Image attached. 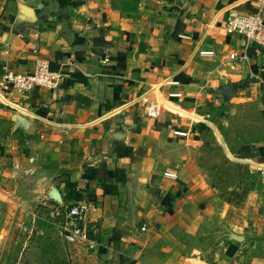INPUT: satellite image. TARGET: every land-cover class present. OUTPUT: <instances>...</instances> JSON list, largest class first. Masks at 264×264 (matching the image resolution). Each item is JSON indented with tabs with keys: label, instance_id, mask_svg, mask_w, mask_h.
Wrapping results in <instances>:
<instances>
[{
	"label": "crops",
	"instance_id": "obj_1",
	"mask_svg": "<svg viewBox=\"0 0 264 264\" xmlns=\"http://www.w3.org/2000/svg\"><path fill=\"white\" fill-rule=\"evenodd\" d=\"M231 9L256 11L257 0H0L5 217L53 204L55 188V204H89L87 243L111 264H264V213L249 218L264 199V132L248 150L247 187L222 195L206 166L223 103L245 91L264 127V52L227 34ZM242 51L248 59H230ZM41 61L58 87L2 90L9 71Z\"/></svg>",
	"mask_w": 264,
	"mask_h": 264
},
{
	"label": "rangeland",
	"instance_id": "obj_2",
	"mask_svg": "<svg viewBox=\"0 0 264 264\" xmlns=\"http://www.w3.org/2000/svg\"><path fill=\"white\" fill-rule=\"evenodd\" d=\"M262 73L264 75V71ZM241 93L237 99L239 108H235L237 100L223 103L210 116L217 120L220 142L216 143L215 135L205 138L208 145L207 173L211 176L212 185L222 186V195L225 196L231 191L223 188L247 187L248 166L252 164L248 150L252 149L264 132V127L256 122V101H248L250 98L245 91ZM248 117L253 118V123H248ZM236 194H240L233 196L238 211L239 207H246L249 192L244 190ZM4 203L0 198V264H111L101 259L96 248H92L87 241L78 239L72 242L62 234V228L71 222L66 216L70 205L43 202L29 214L15 211V217L6 218L7 209H1ZM253 205L257 208L252 210L249 218H259L256 213H264V199H257ZM91 232V227H88V236Z\"/></svg>",
	"mask_w": 264,
	"mask_h": 264
},
{
	"label": "built area",
	"instance_id": "obj_3",
	"mask_svg": "<svg viewBox=\"0 0 264 264\" xmlns=\"http://www.w3.org/2000/svg\"><path fill=\"white\" fill-rule=\"evenodd\" d=\"M225 30L229 35H238L246 40L247 45H256L264 50V0H257V9L253 12H243L237 9L228 11L225 17ZM182 39H191L187 35H181ZM203 55H211L213 52H201ZM231 60L248 59L246 51L240 54H230ZM61 75L52 72L49 64L45 61L39 62L33 71L29 73L17 74L9 71L2 81V90L5 92L18 91L23 94L31 93L36 89H54L60 85ZM151 117H158L161 113L159 105L151 101L147 108ZM183 135L181 133H177ZM89 212V204L85 201L74 203L67 209L66 216L71 220L70 223L62 228V234L72 242L81 239L87 241V232L84 227V220ZM147 226L142 227L146 231ZM92 248L93 244L88 243Z\"/></svg>",
	"mask_w": 264,
	"mask_h": 264
},
{
	"label": "water",
	"instance_id": "obj_4",
	"mask_svg": "<svg viewBox=\"0 0 264 264\" xmlns=\"http://www.w3.org/2000/svg\"><path fill=\"white\" fill-rule=\"evenodd\" d=\"M233 89L231 86H227L224 90H223V94L227 97L228 100H230L233 97ZM50 196L52 198V200H54L55 202L58 203H62L63 199L61 196V193L57 190V189H53L50 192Z\"/></svg>",
	"mask_w": 264,
	"mask_h": 264
},
{
	"label": "trees",
	"instance_id": "obj_5",
	"mask_svg": "<svg viewBox=\"0 0 264 264\" xmlns=\"http://www.w3.org/2000/svg\"><path fill=\"white\" fill-rule=\"evenodd\" d=\"M260 51H261V52H264V50H260ZM80 197H82V195H80V194L77 195V199H80ZM77 202H78V201H77ZM75 203H76V202H75ZM73 204H74V203H73ZM73 204H71L70 207H71Z\"/></svg>",
	"mask_w": 264,
	"mask_h": 264
}]
</instances>
